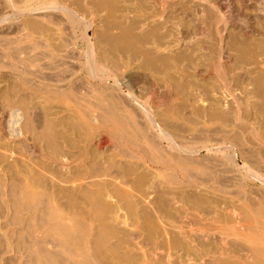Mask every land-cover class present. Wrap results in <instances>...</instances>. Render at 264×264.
<instances>
[{
  "label": "rangeland",
  "instance_id": "obj_1",
  "mask_svg": "<svg viewBox=\"0 0 264 264\" xmlns=\"http://www.w3.org/2000/svg\"><path fill=\"white\" fill-rule=\"evenodd\" d=\"M261 212L264 0H0V264L81 262L60 222L98 264H264Z\"/></svg>",
  "mask_w": 264,
  "mask_h": 264
},
{
  "label": "bare ground",
  "instance_id": "obj_2",
  "mask_svg": "<svg viewBox=\"0 0 264 264\" xmlns=\"http://www.w3.org/2000/svg\"><path fill=\"white\" fill-rule=\"evenodd\" d=\"M58 5V4H57ZM60 7V6H59ZM60 9V8H59ZM64 9V8H63ZM18 10V9H17ZM69 17V19L71 20V22L72 23H76L77 22V20L73 17V16H71V15H69L68 16ZM85 28H87V27H85ZM87 31V30H86ZM85 31V32H86ZM85 32H84V34L83 35H85ZM83 33V32H82ZM87 35H85V39L87 38L86 37ZM87 40H88V38H87ZM91 56V55H90ZM87 61H86V63H85V67L87 68V70H88V73H89V76H91V78H95V77H97L98 75H103L102 73H103V69H101V67L100 66H97V64L94 62V60H93V58H91V57H89V58H87L86 59ZM105 74V73H104ZM106 77V76H105ZM101 78V77H100ZM104 78V77H103ZM102 79V78H101ZM123 131V130H122ZM125 132V131H124ZM125 134H126V132H125ZM125 138V137H124ZM121 139V138H120ZM186 148V147H185ZM196 149V148H195ZM183 150V149H182ZM186 150V149H185ZM190 150V149H189ZM187 151V150H186ZM191 152V151H190ZM188 153V152H187ZM184 159H185V157H184ZM187 159V158H186ZM185 159V160H186ZM189 160V159H188ZM189 163L190 162H192V161H188ZM41 202V201H40ZM27 206V209L28 210H33L34 208H36L35 207V205H31L30 203H28V201H26V203H25ZM42 204H43V202L40 204L39 203V205H41V208H42ZM36 205H37V203H36ZM37 207L39 208V206L37 205ZM38 211H40V210H38ZM17 213H15V215H16V222L18 223V224H20V223H22V219H21V216L22 215H20L21 213H19V211H16ZM31 212V211H30ZM36 212V211H35ZM45 212V211H44ZM33 213H34V211H33ZM262 213V212H261ZM43 214V213H42ZM46 213H44V215H45ZM263 214V213H262ZM180 215V214H179ZM189 216V215H188ZM262 216H264V214L262 215ZM261 216V217H262ZM46 217V219L45 218H43V220H46L47 221V223L48 222H50L51 221V218L49 219V217L47 218V216H45ZM184 217V216H183ZM260 217V215H259V218H261ZM41 219V218H40ZM55 219V218H54ZM187 220V219H186ZM237 220V219H236ZM234 221V220H233ZM44 222V221H43ZM42 222V223H43ZM56 222V221H55ZM60 222V221H59ZM182 222H184V220L182 221ZM237 222V221H236ZM255 222L256 221H252V222H250L249 221V224L248 225H246V226H248L249 227V232H251V233H245V234H243V233H237V232H229L228 234H233V235H239V236H243L244 238H245V240H246V242H247V244L249 245V246H252L251 248H254L253 246H254V242H256V240H253V238H252V235L254 234H258V233H263V232H261V228H257V226H256V224H255ZM46 223V222H45ZM58 223V221L56 222V224ZM75 223V222H74ZM179 223V222H178ZM186 223V222H185ZM248 223V222H247ZM49 224V223H48ZM51 224V223H50ZM49 224V225H50ZM52 224H53V222H52ZM190 224V223H189ZM42 225V224H41ZM55 225V224H54ZM53 225V226H54ZM58 226L57 227H59L60 229L59 230H61L60 232H62L64 235H66V239L65 238H62L63 240H65V241H63V242H61V243H63V245H64V247L66 248V249H68L69 250V252H71V255L73 254H77L78 256H80L81 258H82V261L81 262H78V260L77 259H75L74 261H72V259L71 258H69L71 261H69L67 258L65 259V258H62V257H65V256H62V255H60V254H58V252L56 253H54V252H49L48 250L46 251L45 249H43V248H41V247H44V245H42V246H40L39 248L41 249V250H37V251H40V255L38 254V253H36V248H37V246L39 245V244H43V243H40L41 241L40 240H38V242L39 243H37V241L35 242L33 239V241H34V243L33 242H31L30 240H28L27 242H25L26 240H23L24 238H22L23 236H24V234H22L20 237H21V241H23L22 242V245L24 246V248L26 249L25 250V252H27L26 254H27V259H23L24 261H23V263L24 264H98V261L96 262L95 261V259L94 258H97V257H95L94 256V252L97 250V248H96V250H95V248H94V254H92V252H91V250H90V248L88 247V246H85L87 243H91L92 242V240H89V235H90V232L88 231H86V232H81L79 229V231L81 232V233H83V234H80V236L78 237V234L74 237L72 234H71V228L68 226V225H66V224H61V222H60V224H57ZM254 226L256 227V228H254ZM50 227H52L51 225H50ZM49 227V228H50ZM54 227H56V226H54ZM56 227V228H57ZM74 228H73V230L77 227V225H75V226H73ZM189 227H190V225H189ZM252 227V228H251ZM55 229V228H54ZM77 229V228H76ZM176 229H177V227H176ZM183 229V228H182ZM187 229V228H186ZM185 229V230H186ZM241 229V228H240ZM248 229V228H247ZM53 230V229H52ZM263 230H264V227H263ZM193 231V230H192ZM192 231H189L190 232V236L192 237V235H195L197 232H199L198 230H197V232H195V234H192L193 232ZM225 231V230H224ZM224 231H223V233H224ZM29 232V231H28ZM173 232V231H172ZM184 232V231H183ZM225 232H227V231H225ZM30 233V232H29ZM57 233V232H56ZM186 233H187V231H186ZM222 233V234H223ZM28 234V233H27ZM58 234V233H57ZM60 234V233H59ZM100 234V233H99ZM184 234V233H183ZM182 234V235H183ZM187 234H189V233H187ZM198 234V233H197ZM202 234V233H201ZM204 234H205V232H204ZM225 234V233H224ZM26 235V234H25ZM30 235V234H29ZM103 235V234H102ZM177 235V234H176ZM227 235V234H226ZM225 235V237H223V236H221V241H220V246L218 247L217 246V248L215 249V250H213L212 251V255L210 256V258H208V259H206V258H204L205 256H202V255H204V254H202V255H200L199 253H197V252H195L197 249H195V251L194 250H192V249H190V248H187V249H183L182 251V253L181 254H178L177 256H178V258H176V260L178 259V261H176L177 263L176 264H221V261H222V259H224V258H231V263L228 261V263H230V264H250L251 263V259L250 260H248L249 259V257H247L248 255L250 256V253H248V255H246V254H243V253H245V252H243L242 253V257H243V255H245L246 257L245 258H242L241 256H239L238 254H235L236 252H231V250H230V247H228V241H229V239L230 238H228L227 236ZM27 236V235H26ZM91 236V235H90ZM101 236V235H100ZM99 236V237H100ZM173 236V235H172ZM189 236V237H190ZM218 236V235H217ZM260 236H261V234H260ZM102 237V236H101ZM100 237V238H101ZM182 237V236H181ZM187 237H188V235H187ZM254 237V236H253ZM26 238V237H25ZM100 238H98V239H100ZM227 238H228V241H227ZM93 239V238H92ZM176 239V238H175ZM189 239V238H188ZM234 239V238H233ZM239 239V238H238ZM243 239V238H242ZM94 240V239H93ZM171 240V239H170ZM178 240H179V238H178ZM231 240H232V238H231ZM244 240V241H245ZM29 241H30V243H29ZM174 241V240H173ZM186 241V240H185ZM233 241V240H232ZM231 241V242H232ZM101 242V241H100ZM175 242V241H174ZM236 242V241H235ZM178 243V242H177ZM180 243V242H179ZM93 244H95V243H93ZM184 244V243H183ZM259 244V243H258ZM59 245H62V244H60L59 243ZM161 245V244H160ZM172 245V244H171ZM173 245H175V243L173 244ZM233 245H235V244H233ZM34 246H36V247H34ZM91 246V245H90ZM165 246V245H164ZM183 246V245H182ZM186 247H187V245H185ZM195 246H197V245H195ZM231 246V245H230ZM64 247H62V248H64ZM95 247H97V246H95ZM190 247V246H189ZM259 247H261V246H259ZM64 248V249H65ZM100 248V247H99ZM193 248V247H192ZM195 248V247H194ZM249 249V250H252V249ZM92 249V248H91ZM232 250H233V248H231ZM166 250V249H165ZM238 250V249H237ZM240 250H241V248H240ZM239 250V251H240ZM67 251V250H66ZM178 251V250H177ZM180 251V250H179ZM234 251V250H233ZM239 251H237L239 254L241 253V252H239ZM97 252V251H96ZM24 253V252H23ZM60 253H61V251H60ZM68 253V252H67ZM179 253V252H178ZM39 255V256H37V257H35V255ZM70 254V253H69ZM171 254V253H170ZM174 254V253H173ZM59 255L61 256V257H59ZM175 255H176V253H175ZM163 256V255H162ZM23 257V256H22ZM66 257H68V256H66ZM169 257V256H168ZM224 257V258H223ZM26 258V257H25ZM101 259V258H100ZM245 259H247V261L245 260ZM77 260V261H76ZM164 260V259H163ZM225 260V259H224ZM226 261V260H225ZM250 261V262H249ZM102 262V261H101ZM165 262H166V260H165ZM22 263V264H23ZM159 263V262H158ZM169 263V262H168ZM168 263H166V264H168ZM172 263V262H171ZM175 263V262H174ZM227 262H225V264H226ZM253 263V262H252ZM173 264V263H172ZM222 264H224L223 262H222Z\"/></svg>",
  "mask_w": 264,
  "mask_h": 264
}]
</instances>
